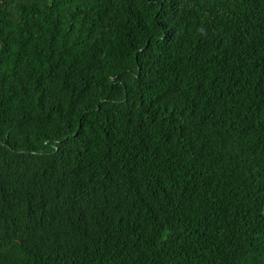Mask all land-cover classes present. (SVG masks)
<instances>
[{
	"label": "trees",
	"instance_id": "trees-1",
	"mask_svg": "<svg viewBox=\"0 0 264 264\" xmlns=\"http://www.w3.org/2000/svg\"><path fill=\"white\" fill-rule=\"evenodd\" d=\"M0 264H264V0H0Z\"/></svg>",
	"mask_w": 264,
	"mask_h": 264
}]
</instances>
